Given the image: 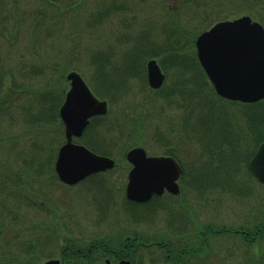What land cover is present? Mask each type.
Listing matches in <instances>:
<instances>
[{
  "label": "rangeland",
  "instance_id": "374dc122",
  "mask_svg": "<svg viewBox=\"0 0 264 264\" xmlns=\"http://www.w3.org/2000/svg\"><path fill=\"white\" fill-rule=\"evenodd\" d=\"M78 1L0 0V16H3L5 33L0 34V72L11 74L6 82L19 88L13 100L12 112L8 113L11 116H0V164L3 165L6 159H15L8 155L7 148L10 149L11 144H14V154L29 153L43 145V161H48L54 154L48 144L54 148L62 146L59 145L64 130L58 126L52 133L49 127L40 128L41 122L35 118L44 114V100L37 95L52 91L56 93L57 104L61 107L64 102L61 101L62 92L65 90L66 94L69 89L67 75L78 71L92 89L101 90L100 83H103L106 91L112 94L111 113L108 115L110 123L104 128L108 127V138L118 139V146L111 151L118 167L105 173L103 182H106V189L103 191L99 177L72 188L56 186L55 189L46 190L48 194L44 195L48 206L60 214L59 232L66 237V228L71 225L77 228L74 229L77 234L83 230L82 238L85 235L92 238L103 234L113 242L115 239L112 238L119 233L118 241L124 240L125 236L131 237L132 241L142 233L149 240L160 238L159 235L167 241L171 240L176 249L171 254L161 251L158 245L135 251L136 256H146L145 264H173L174 261H168L166 256H178L177 249L196 251L204 250V247L207 249L200 254L179 257L176 264H264V238L252 244V237L246 243L242 237L222 231L233 228L236 232L241 230L248 233L249 230L253 234L255 228L262 224L264 184L247 171L245 161L231 150L232 141L241 138L240 130H244L249 145L244 147V152L240 148L241 153L247 152L251 156L256 151L255 134L249 132V124H257L261 129L259 121L256 123L245 118L246 108L239 104L231 105L225 102L226 99L214 96L210 87L205 90L198 88L194 84V80L197 82L194 78L197 70L193 67L186 72L187 79L181 76L190 82L181 86L180 67L188 65L186 63L164 70L167 80L160 92L165 90L152 97H149L148 91L151 90L148 83L144 85L141 69L137 72L142 78L130 75L125 83L122 77L129 73V68L141 67L148 61L145 59L151 54L148 52L150 46L158 48L165 45L168 32L172 30L168 29L166 22L168 11L171 15H177L179 25L176 33L197 40L202 32L216 23L243 15L264 24V0H83L75 4ZM194 48L186 52L189 58L195 54ZM160 57L157 58L159 62L163 58ZM100 64L103 75L98 70ZM172 88H175L174 91L183 88L187 93L178 96V99L175 97L173 102L171 98L163 96ZM2 89H7L6 84ZM207 93L209 97L204 100L203 96ZM47 102L53 105L51 101ZM182 102L188 108H178ZM27 105L32 107L31 112L24 110ZM257 108L252 107L248 111L257 116L262 109ZM117 113L129 120L132 135L121 138V133L116 132L112 120ZM182 116L189 120V128L193 127V119L199 122L198 168L201 175L197 180L200 188L195 194L199 195L197 202H194V221L187 217L189 213L182 206L179 207L176 200L172 203L167 200L169 206L163 210L162 201L132 207L126 199L130 165L123 155L133 146L145 148L150 155H159L163 150L160 144L166 141L172 144L184 135L177 132L183 122ZM140 122L141 129L137 132L135 128ZM99 131L102 132L101 129ZM106 141L113 144L110 140ZM211 144L219 152L222 150L229 160L221 163L218 175L207 168L209 155L206 148ZM129 146L132 147L128 149ZM186 147L187 155L191 149L189 144ZM236 152L240 153L239 149ZM233 155L238 158H233ZM183 156L185 154L180 153V157ZM238 163L240 171L227 174V168L232 169ZM42 177L46 179L45 175ZM42 177L38 176L39 182L40 179L44 180ZM34 186L38 190L42 188L37 182ZM31 209L24 210L26 218L18 224L21 235L19 239L16 238L17 241H13L18 234L16 227V230L10 228L5 230V234L2 233L5 239L11 240V250L18 251V245L30 243L28 240L31 237L35 240L39 237L40 245L45 235L50 233L46 223L53 222V213L44 216L38 210ZM65 224L68 226L64 229ZM24 226H33L34 233L28 232ZM59 246L58 240L54 243L49 241L47 246L42 247L44 255L40 261L48 260L49 256L58 259ZM16 257L20 259V256ZM23 258L30 262L26 256ZM29 262L26 264H35Z\"/></svg>",
  "mask_w": 264,
  "mask_h": 264
},
{
  "label": "trees",
  "instance_id": "16d2710c",
  "mask_svg": "<svg viewBox=\"0 0 264 264\" xmlns=\"http://www.w3.org/2000/svg\"><path fill=\"white\" fill-rule=\"evenodd\" d=\"M43 1L48 2L49 0H43ZM82 1L83 0H79L75 4H78L79 2H82ZM187 1H189V0H187ZM168 12L170 14V11H168ZM175 12L177 13L178 10L176 9ZM169 14L167 15L166 22H167V25L169 24L172 26V27H170L168 25V29H172V30H171V32H168L167 41H166L164 46L161 45L158 48L150 46L149 49L150 48H152V49L151 50L148 49V52L151 53V54H149L148 58H151V57L158 58L160 56L163 57L160 60V64L164 70L171 69L173 65L174 66H180L183 63L188 64V65H182L180 67V72H179L180 81L179 82L181 83V86L184 85V83L190 82L189 80L188 81L185 80V79H187L186 72L189 71V69H192L191 67H193V69L197 70V74H195L196 76H194V78L197 80V82L194 80V84L197 85L198 88H202L203 90H205L207 87H210L211 92L214 94V96H216L217 93L215 92L211 82L208 80V77L206 76L205 72L203 71V69H202V67L198 61L196 52L194 51L195 54H193L190 58L188 57V55L186 53L188 50L190 52L193 50V48L195 46L196 38L194 37L193 39H191V38H188L187 36H185V37L180 36V32L176 33V31L178 29V25H179L178 21L176 20L177 15H171V14L169 15ZM2 17L0 16V26H1L0 34L4 33V30H3L4 28L2 27V24L4 21L2 20ZM147 59H145V61ZM93 60H94V58H93ZM138 69L139 70L141 69L140 71L143 72L144 78L140 77V75H139L140 73L138 74V72H137ZM98 70H99V73H101L100 75H103L102 74L103 73L102 72L103 67H101V64L98 66ZM128 70H129V73L127 72L128 74H126L125 76H122L124 78L123 79L124 82L126 81L125 83H127V79L131 75L134 77L136 76V77L142 78L144 80V85L147 86L146 62L141 67L129 68ZM10 75H8L5 72L4 73L0 72V110H1L0 116L12 112V107L14 106L13 100L15 98L17 91L19 90L18 87L11 86L10 83L6 82ZM97 75L99 76V74H97ZM181 76L185 79L183 80V78ZM95 78H97V76H95ZM4 84H6L7 89H2ZM100 85H101V90H96L95 88H93L94 92L100 98L106 99L109 102H111L113 100L112 94L107 92L106 89L103 87V86L106 87V85H103V83H100ZM103 91H106V93ZM162 92L152 91V93H154V94H156V93L161 94ZM211 92H210V94H212ZM20 93L22 94V91ZM176 93H178L179 95L181 94V96H185L187 91H184L183 88H180V90H178ZM62 94H63V97H62L61 101L63 102V100L65 98L64 97L65 90L62 92ZM37 96L40 97V100L41 99L44 100V101H42V102H44V103H42L44 106V108H43L44 114H39L40 117L39 116L35 117V118H37L38 121L41 122V124H39L40 128L46 127L48 129V127H49V131H51L52 133H55L58 126H60V129L64 130L63 123L60 120V116H59L60 107L57 104L58 97L56 96V93H54L52 91L51 92L45 91V92L39 93V95H37ZM207 97H209L208 93L203 96L204 100H206ZM220 99L225 100L221 97H220ZM47 101H51L53 103V105L50 106ZM225 102L230 103L231 105L232 104L233 105L239 104V105L243 106L244 109L246 108V111L244 112L245 118H247L248 120L250 119L251 121L255 120L256 123H257V120L259 121V123L261 125V129L257 124H249V132L252 134H255V141H254L255 149L258 148V146L262 142H264V100L260 101L256 104H250V105L231 102L228 100H225ZM252 107H258V108L261 107L262 108L261 112L260 111L258 112V115L260 114L259 117H258V115L253 116V114H251V112L248 111V109L252 108ZM40 109H42V108H40ZM24 110L27 113L31 112L32 107L30 105L29 106L27 105V106H25ZM110 113H111V108H110L108 115ZM8 115H10V114H8ZM108 115L103 116V117L94 118L91 121L88 128L86 129L84 136L80 142L82 144H85L90 149H92L93 151H95L99 154H103V155L113 157L114 155L111 151H112V148L118 146V143H117L118 139H117V137L115 139L108 138L107 134L109 132L106 131V129L108 127L104 128L105 126H108L110 123L108 120V117H109ZM249 116H250V118H249ZM113 119L114 120H112V125H115V130L117 133L118 132L121 133L120 134L121 138H123L124 136L132 135L133 130L130 127H128L129 120L126 117L122 118L117 113V115H115ZM57 122H58V124H57ZM106 123H108V124H106ZM140 125H141V122L136 125L135 130L137 132L141 129L139 127ZM256 125H257V128H256ZM100 129L102 130V132L99 131ZM103 131H105V134L103 133ZM240 132H241V135H240L241 138H238V139L232 141L231 150H233L235 154H239L238 155L239 159L244 160L246 163L247 171L252 176H254L253 171L250 168V160L253 157V155L255 154V151L251 154V156H250V154H246L247 152L241 153V149L244 152V147H247V145H249V139L247 137V134L244 133V130H240ZM106 139L108 141L109 140L112 141L113 144H109L106 141ZM64 142H65V136H64V131H62V142L60 143L59 146H61V144H63ZM48 145H49L51 151H53V153H54L50 156L48 161L42 160V158L45 157V153H44L45 150L43 149V145L38 146L35 149L36 151L34 150V151L29 152V153H23V152L18 153L17 152L14 154L13 153L14 144H11L10 146H12V147L10 149L7 148L8 155L12 156L15 159H13V160L6 159L5 161H3V165L0 164V256H26V258H29L30 262L35 263V264H38V263L40 264L42 262V261H40L41 256L44 255V253H43L44 250L42 249V247L44 248L45 246H47L49 244V241L51 243H54V241L58 240V243H60L59 258L62 260V264H69L71 261L77 259L76 256H70V254H69V249H68L69 239H67L65 237V234H62L58 230V225H59L58 220L61 219L60 214L58 212H55L54 211L55 209H53L50 205L48 206L47 200H46L47 199L46 195H44V194H48L46 192V190L55 189L56 186H59V187L62 186L65 189L67 187L66 185H64L59 180V178L55 172V161L57 158L58 149L60 147L54 148V147H51L50 144H48ZM131 147L132 146H129L128 149H130ZM237 149H239L240 153L236 152ZM206 151L209 155V164H208L209 167H207L208 171L209 172L214 171L215 174L218 175V173L220 172V170H219L220 165L224 160L227 159V156L224 154V152L222 150H221V152H219L218 148L213 144H211L210 147L206 148ZM125 155H126V153H125ZM125 155H123L124 159H125ZM238 157L233 155V158H238ZM8 158H10V157H8ZM230 159H232V155H230ZM228 161L229 160L227 159V162ZM240 161H239V163H240ZM239 163L234 164V165H236V167H233L232 169L228 170V168H227V174L232 175L236 171L239 172L240 171ZM22 167H23V169H22ZM35 168H37V169L35 170ZM33 171H36V173H33ZM44 175L46 176V179L44 177H42ZM38 176L44 178V180L40 179V182H39ZM104 176H105V174H98L96 176L90 177L89 180L99 177V179L101 181L100 189H101V191H103L106 189V182H103L104 178H105ZM36 182L42 185L41 190H38L37 188H35L34 185L36 184ZM43 189H45V190H43ZM53 195L54 194L52 193L51 197H53V200H54L55 198ZM37 200H39L40 202ZM127 202L132 207L146 205V204H138V203L130 202L128 200H127ZM46 207L48 209H46ZM27 209L38 210L39 213L41 212L44 216H46L48 213H51V212L53 213V215H54L53 222L46 223L47 230H50V233L45 235L46 237L42 239V242H40V245H39V237L37 240H35L33 237H31V239L28 240V241H31L30 243L27 242L26 245H23L22 243H21V245L19 244L20 246L18 245V248H17L18 251L11 250V248H10L11 240L8 239L7 237L5 239V237L2 236L3 235L2 233L5 234V230H8L10 228H13L12 230H16L14 227H16V228L19 227L18 224L23 220V218H26V214H25L24 210H27ZM261 221H262V224L255 228V231L253 234H251L249 232V230L247 231L248 233L242 232L241 230L236 232V230H234L233 228L222 229V231L226 232V233H233L237 236H240L243 238V241L246 243H247V241L250 242L251 240L249 238L252 237L253 240L251 241V243L255 244V243H257V241H259L260 238H264V213L261 217ZM66 226H67L66 224L63 225L64 229L66 228ZM24 227L26 228V230L28 232L34 233L35 228H33V226H27V227L24 226ZM38 227H40V226H38ZM20 233L21 232H19V229H18V234L13 238V241H17L16 238L19 239V236L21 235ZM216 234H218V232H216ZM28 235H30V234H28ZM3 237H4V239H2ZM159 237L160 238L154 237V238L149 240V238L147 236H144V234L141 233L138 236H136L132 241L122 240V241H117V242L113 241L112 242V241L104 240L103 242H97L96 243V245L94 247H98V249L94 250V251L101 252V253H112V252L117 251V252L121 253L124 251L123 250L124 248L133 247V249H134L133 256H136L137 254L135 251H138V250L140 251L143 248H148L149 246L151 247V246L158 245V247L161 251L169 252V254H171L172 252H174L176 250L174 248V246L172 245L171 240L167 241L161 235H159ZM157 240H163L162 242H164V243H162V242L158 243ZM36 241H38V242H36ZM71 245L76 246V242L74 239H72ZM205 249H207V247L206 248L204 247V250H196V251L193 249L192 250H189V249H180L179 250V249H177V254H180V255L200 254V253H202V251L204 252ZM15 251H16V253L18 252L21 254H18V253L16 254ZM180 257H184V256H180ZM48 258L50 259L52 257L49 256ZM166 258H167V256H166ZM172 260L174 261L173 264L178 263V261H176L174 259H172ZM172 260L169 259L168 261H172ZM24 262H26L25 258H24ZM170 263L172 264V262H170ZM248 264H256V263L253 262V263H248Z\"/></svg>",
  "mask_w": 264,
  "mask_h": 264
},
{
  "label": "water",
  "instance_id": "95a60500",
  "mask_svg": "<svg viewBox=\"0 0 264 264\" xmlns=\"http://www.w3.org/2000/svg\"><path fill=\"white\" fill-rule=\"evenodd\" d=\"M199 61L204 71L223 98L246 103L264 99V27L249 16L222 21L202 33L196 41ZM165 74L156 60L148 62V80L153 89H160ZM71 81L60 115L65 125L67 142L60 148L56 172L61 181L75 185L90 175L112 169L115 161L98 155L83 145L73 142L81 137L89 120L108 112V103L98 99L78 72L68 75ZM133 164L127 185V198L146 202L165 189L178 194L182 170L174 158L148 157L137 147L129 151ZM250 166L264 183V142L259 146ZM44 264H61L53 259ZM120 264H129L121 262Z\"/></svg>",
  "mask_w": 264,
  "mask_h": 264
},
{
  "label": "flooded vegetation",
  "instance_id": "af4514ba",
  "mask_svg": "<svg viewBox=\"0 0 264 264\" xmlns=\"http://www.w3.org/2000/svg\"><path fill=\"white\" fill-rule=\"evenodd\" d=\"M151 59L153 58L151 57L150 59H148V61ZM69 87H70V83H69ZM174 89L175 88H172L170 92L165 93L163 95L164 98H171L170 101H173L175 97H177L178 99V96H181V94L179 95L178 93H176L177 91H174ZM150 90L151 91H148L149 97H152L154 95L152 91L154 90H152L151 88ZM160 90L156 92H160ZM178 108L184 110L188 107L183 105V102H182L181 104L179 103ZM182 119H183V116H182ZM193 120H194L193 127L189 128V120L187 118L183 119L180 130L178 129L177 132L179 131L181 134H184V135H182L181 139L180 138L177 139V141H175L172 144L168 141H166V143L164 144H160L161 149L163 150L161 151L162 153H160L159 155H150L148 151L146 149L145 150L147 152V155L150 157H153V156L174 157L182 168V174L178 181L179 187L181 189V193L179 195H175L166 190L163 195H159V196L155 195L153 199L151 200V202L162 201L161 207L164 205L163 210H165L169 206L166 204V202L169 203L168 201H170L172 203L173 200H176L178 201V206L179 207L182 206L183 210H186L187 213H189L187 217L192 218V220L194 221L195 214H196V209L194 208V202H197L198 195H199L198 194L196 196L195 194H196V190L200 188V185L197 182V180H199V176L201 174L199 173V168H198V159H199V144H198L199 125L198 124L199 122H198V119H193ZM188 144L190 145L191 151H189V154L186 155V150H187L186 146ZM135 147H138V146H134L133 148ZM180 153L185 154V156L180 157ZM128 163L130 165L129 166V172H130V170L133 168V164L130 163L129 161ZM129 172H128V177H129ZM203 195L204 193L202 194V196ZM173 210H176V209L173 208ZM66 229H67L66 238L69 239L68 241L69 254L70 256H76L77 258L76 260L71 261L69 264H120L123 261L129 262V264H145L146 256H133V252H134L133 247L124 248L123 249L124 251L121 253L117 251L112 252V253L96 252L94 251L98 249V247H94L96 243L103 242L104 240L108 241L109 240L108 237L105 238L104 235L101 234V235H98L92 238H89L87 235H85L82 238L81 236H82L83 230L77 234L76 231L74 230L77 228H73V226L71 225H69ZM118 236H119V233H118ZM118 236L113 237L112 239H115L114 241L117 242L119 240ZM72 239L75 240L76 246L71 245ZM130 239L131 237L129 236L124 237V240L126 241H130ZM178 256L180 257V254H178ZM178 256L168 255L167 258L168 260L169 259L178 260L179 259ZM26 262H29V261L26 260ZM26 262H24L23 256H20V259L17 258L16 256L15 257L14 256H0V264H26Z\"/></svg>",
  "mask_w": 264,
  "mask_h": 264
}]
</instances>
